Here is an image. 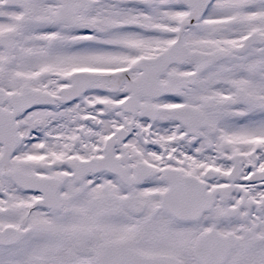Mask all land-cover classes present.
Here are the masks:
<instances>
[{
    "label": "snow or ice",
    "instance_id": "1",
    "mask_svg": "<svg viewBox=\"0 0 264 264\" xmlns=\"http://www.w3.org/2000/svg\"><path fill=\"white\" fill-rule=\"evenodd\" d=\"M0 264H264V0H0Z\"/></svg>",
    "mask_w": 264,
    "mask_h": 264
}]
</instances>
